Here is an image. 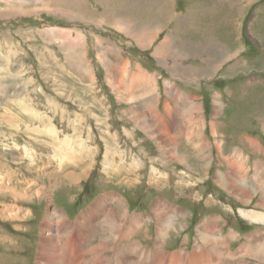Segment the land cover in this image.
<instances>
[{
    "label": "rangeland",
    "instance_id": "1",
    "mask_svg": "<svg viewBox=\"0 0 264 264\" xmlns=\"http://www.w3.org/2000/svg\"><path fill=\"white\" fill-rule=\"evenodd\" d=\"M148 71L196 79L191 91L171 84L161 102L173 105V98L194 94L190 100L200 106L192 115L198 112L185 119L180 102L178 118L172 112L175 121H166L161 130L141 127L151 124L147 113L130 106L142 103L136 99L148 92L142 82ZM178 84L182 88L181 80ZM224 103L231 105L225 113ZM262 105L264 0H0V264H37L48 217L62 212L73 224L109 195L114 198L108 217H127L119 220L118 230L103 226L91 243L112 255L111 264H122L123 253L132 256L130 264H187L195 251L204 253L198 264H255L247 248L253 233L233 232L241 229L232 223L235 218L223 229V211L205 208L204 217L219 213L221 218L213 235L197 243L204 217L187 229L181 219L186 210L174 209L169 199L190 206L195 168L207 166L209 181L198 173L197 190H205L222 209L226 200L216 168L227 173L232 161L224 152L238 150L247 132L257 136L261 126L264 131L256 123ZM198 116L200 123H188ZM209 120L214 130L215 123L228 124L212 133L209 123L204 129ZM172 140L191 165L177 161ZM193 142L203 155L197 156ZM163 197L179 217L165 224L175 216L164 211L165 218L149 224L144 212L151 207L160 213L156 204ZM139 217L129 239L116 246L125 224ZM159 228L172 238L170 244L160 242ZM107 235L113 249H103ZM214 239L216 247L210 245ZM124 242L130 245L123 249ZM150 251L156 262L146 258Z\"/></svg>",
    "mask_w": 264,
    "mask_h": 264
},
{
    "label": "crops",
    "instance_id": "2",
    "mask_svg": "<svg viewBox=\"0 0 264 264\" xmlns=\"http://www.w3.org/2000/svg\"><path fill=\"white\" fill-rule=\"evenodd\" d=\"M161 73L162 72L157 73L156 71L145 72L146 77L142 76V78H143L142 82L146 86L145 90L148 92L145 95H142L141 99H136V100H141L142 103H138V104H134V105L130 106L133 108L136 107V108L145 110L144 112L147 113L146 118L152 124L151 125L149 123V125L152 127V131L154 130V128L156 130H161L162 124H165L166 121H170V120H171V122H172V120L175 121V119L172 117V112H174L175 118L176 117L178 118L179 112L177 110L180 108V102H183L185 104V106H184V108H185V111H184L185 119L186 118L188 119V117H190L192 115L193 111L198 108L196 106L197 104H198V106H200L196 100H194V101L190 100V98L193 97L194 94H188V93L185 94V97H184L185 100H183V101H180L178 99L173 98V102H174L173 105H171V103H166L167 101L165 99H163V103H162L161 100L165 96L166 91L168 90L167 88L170 87L171 84L175 87V89L178 88V90H180V91H191L193 89V85H191L192 84L191 82H193V83L195 82L196 86L198 85V83H197L196 79H193V81H191L190 79H183L180 77V75L175 74V73H169L168 74L166 71L162 74ZM163 75L164 76H170L169 81L167 79L162 78ZM148 79L150 80L149 85H148ZM180 80L182 83V88H180V85L178 84L180 82ZM186 83H189L188 87H187ZM176 92H179V91H176ZM170 93H174V92L171 91ZM188 102H189V104H187ZM189 105L193 106L195 108H188ZM230 106L231 105H229V104H225L224 113H225V109L229 110ZM201 107H202V109L200 110V114H201V112H204V102H203V104H201ZM197 112L198 111L194 112V114ZM194 114L191 117H193ZM139 115H140V113H139ZM227 117L228 116H226V118ZM136 120H139V119H135V121ZM152 120H154V122ZM191 121H193L195 123H200V117L197 120H195V119L189 120V122H191ZM211 121L212 120H209L208 122L205 121L204 129H206L208 127V123H209L210 124L209 129L213 133L214 128L212 127L213 122H211ZM223 123L228 124L224 120H223ZM223 123H221V122H219L218 124L215 123L216 129H217V127L219 128L220 124H223ZM256 123H260L261 125H263V129H264V105H262L260 115L257 116V118H256ZM138 124H140V123H138ZM194 128L196 129L198 127L194 126ZM216 129L214 130L215 132H216ZM260 129L262 132H260V134L257 136H253V134L251 132H247V133L245 132L246 133L245 136H243L241 139L238 140V148H237L238 150L229 149L228 153L224 152L225 157H228V159L230 161H232L230 166H228V168H230V169L227 168V171H226L227 173H223V172L219 171L220 170L219 168H216L217 173L221 172L224 175L227 174L229 177L231 175V178L234 177L237 181L240 177L239 183L232 182L233 181V179H232V181H229L230 185L228 187H223L222 184H220L218 182V175L219 174L216 175L217 183L222 188V192H223V194L225 196V200H226V201H223V203H222V205H223L222 209H220L218 202L215 201V199L213 197L211 199L208 197L207 198L205 197V190H203V189L197 190V188L200 187V182H202V180H203V182L209 181L207 166L205 168L199 166L198 168H195V170L198 173L202 174L203 179L201 181L199 180L198 173L196 176L193 175L194 183H192V185H194L196 189H195L194 193H191L190 202H189L188 198L185 199V201L189 202L190 206L184 207L182 205L175 203V201L169 199L170 201L174 202L173 204H171L170 202H168L167 197H163L162 200H160V203L158 201L156 204V208L159 207L158 210H160L161 213H159V212L154 213V211H153L154 209L151 207L149 208L148 211L144 212L145 214H148L151 217L150 219H147L148 223L150 224V221L157 220V218H160V219L165 218L163 212L167 210L170 213L171 209H169L168 207H169V204H171L170 206L182 209V210H184V212L186 210L185 213L181 214V215H183L181 217V219L183 221L182 223H184V221L187 220L186 223L184 224V225H186L185 227H188L190 225V223L193 224L195 218H197V222L195 223V226H196L198 224V220L199 219L201 220L204 217V215H202V212H204V209L207 208L209 210L219 209V211H223V218H222L223 223L221 225V227L223 229L226 228V226L229 224V221L231 218H235V221L232 223L238 222L239 223L238 225L241 227V229L240 230L232 229V231L236 232L238 235H246V234H252L253 233L251 235L253 238V235H255V233L257 231H259L257 234H260V232L262 233V231L264 230V223H257L258 225H255L254 227L250 228V226L256 222L255 221H253V222L248 221L247 218L243 217L239 212L240 210L245 211V212L255 211V212L264 214V131L262 130V126ZM228 135H229V137H228V139H229L230 134H228ZM172 141H173V146H171V149L176 154V149L178 146H176V144L174 143L175 140H172ZM232 142H234V141H232ZM161 147H162V145H161ZM165 147H168V146H165ZM190 149L193 150L192 148H190ZM216 154H217V152H216ZM232 154L235 155V158H232ZM212 155H211V158H212ZM196 160L199 161L200 159L198 158ZM193 169L194 168H191L190 172H193L194 171ZM205 172H207L206 175L204 174ZM257 175H259V176H257ZM256 179H258V180H256ZM260 185H262V187H260ZM254 189H256V190H254ZM230 191L233 193H231ZM161 201H163V202H161ZM158 203H159V205H158ZM164 207H166L165 210H164ZM156 215H157V217H156ZM173 216H175L176 219L179 217L178 213H176V215L174 214ZM175 217H173V219H175ZM217 217L221 218L219 213L209 214V215H207V217H204L202 222L199 224L198 229L196 230V234L198 237L196 240L197 243H199V241H201V242L203 241L201 238H199L200 235L201 236H208V235L210 236L213 234V229H215V223L214 222L217 219ZM209 221H210V223H209ZM195 226L193 228H195ZM174 227L176 229L178 227L181 229L180 225L175 226V224H174ZM244 227H246L248 231H244L246 229ZM189 228L190 227H188L187 229H189ZM184 229L185 228H183L182 231ZM178 232L180 233V230H178ZM171 235H173V234H170V236ZM185 235H186V233L183 235V237H185ZM166 236L167 235H165V237ZM165 237L161 236L160 237V239H162L161 241L162 242L164 241L165 245L170 244L169 240H171L172 238H166L165 239ZM192 238H193V235H192ZM189 240H190V236L187 235L186 243ZM227 245H229V244H227ZM195 252H197V251H195ZM248 258H251V257L248 256ZM243 264H246V263H243ZM255 264H260L257 262V259H256Z\"/></svg>",
    "mask_w": 264,
    "mask_h": 264
},
{
    "label": "bare ground",
    "instance_id": "3",
    "mask_svg": "<svg viewBox=\"0 0 264 264\" xmlns=\"http://www.w3.org/2000/svg\"><path fill=\"white\" fill-rule=\"evenodd\" d=\"M159 53H161V52H159ZM188 108H195V107L189 105ZM169 122L171 123V121H169ZM189 123H191V122H189ZM140 126L143 127L145 130L148 127L147 129L152 131V127L150 125H148L147 123H142V125H140ZM191 136H193V135H191ZM200 138L201 137H199V139ZM188 139H189L188 141L190 142L191 138H188ZM163 144H164V146H169L170 145V143L167 140H164ZM190 144H191V142H190ZM192 145H194L196 147L195 150L197 152V156H201V154H204V151H203L202 147L199 144L193 142ZM204 145H205V143H204ZM179 149H180L179 147H177V149H176V156L178 158V162H180L181 164H184L186 167H188V165H191V164H187L189 156H188L187 153H183L182 151H177ZM204 158H206V157H204ZM218 174H219L218 175V182L220 184H222L223 187H228L230 185L229 181H232V179H233L232 182L239 183L240 177H239V179L237 181L234 177L231 178V175L229 173L228 174L230 175V177L227 174L226 175H222L220 172H218ZM81 175H83V174H81ZM257 176H259V175H257ZM71 177H73L77 181V178H78L77 176H72L71 175ZM256 180H258V179H256ZM260 187H262V185H260ZM254 190H256V189H254ZM231 193H233V192H231ZM113 198H114V195H109L106 198H103L95 207L91 208L88 212H86L83 216H81L73 224L68 223L64 219L65 215H63L64 213H62V212H58L57 214H53L50 217H48V220H46V223H45V225H44V227L42 229L43 230L42 244H41V249L39 250V253H38L39 261L37 262V264H66V261H67L68 264H111V263H113V262H111L113 260L111 254H108L107 252H105L103 254L101 248H99L97 246H94L93 243H91L92 242V237H94L95 234L99 233L103 226L107 227V231L108 232H111V231H114V230H118V226H120V221L124 220L127 217V214H125L124 216L119 218L120 221L119 220L115 221L114 220V215H112V214L110 215V217H108V212H109L108 211V207L110 206L108 201H111L110 203H112ZM119 206H120V209L123 208L122 202H121V204ZM174 209H176V208H174ZM156 212H158V211H155L154 213H156ZM239 212H240V214L243 217L247 218V220L250 221V222L255 221L256 223H264V214H261V213H258V212H254V211L245 212V211H242V210H240ZM170 213L174 214L172 212V209H171ZM156 217H157V215H156ZM169 218H170L169 220L165 221V224H167V223H168V225L171 224L173 218H172V216L169 217ZM175 219H176V217H175ZM141 221L142 220L139 217V218H136L135 220H133V223L132 222L128 223V224L126 223L124 228H123V232H122L121 238L118 239L117 241H116V239H114V242H118L119 241L116 244V246L119 243H121V242H123L125 240H128L129 237H130L129 235L131 234L132 228L134 226L138 227V225H140ZM166 227H167V225H166ZM159 230H160V234H158V236L161 237L164 232H163V230L161 228H159ZM72 234H74V239L72 237ZM83 234L89 235L90 239H88L87 237H83ZM75 235H76V237H75ZM200 237H201V235H200ZM106 238H107L106 240L102 241V243L105 246V247H103V249H113V247L108 246L109 243L113 240V238H110L108 235H107ZM207 241L210 242L209 240H207ZM215 241L216 240L214 239L211 242L210 245L211 246L215 245V247H216V245H219L217 241H216V244H215ZM160 242H162V241H160ZM89 243H91V245ZM123 244H124V246L122 247L123 249L125 247H127L128 245H130L128 242L127 243L124 242ZM247 245H248V247H247L248 250L250 249V247L252 249V250L250 249L251 255H249V256L256 258L257 261L261 260L260 263L262 262V264H264V232L263 233L260 232V234H256V236H254V238L250 237V240H249ZM136 248H137V246H135V245L133 247H131V249H136ZM213 249H214V251H212L211 249H210V251L213 253V255H217L218 254V252H216L217 250H215V248H213ZM208 250H209V248H208ZM218 250H220V248ZM127 251L130 252V249H128ZM122 252H120V254H122ZM152 253L153 252L150 251L149 254L146 256V258L147 259H149V258H154L155 259L154 255ZM203 254H204L203 252H201V253L194 252V253L191 254V256L188 257V261L190 259H192V261H190V264H198V263H200L199 260L204 257ZM156 255L157 256H162L164 254H162L161 252L157 251ZM242 255L243 254H241V256ZM131 257H130L129 254L123 253L122 254V258H121L122 264H130ZM158 260H160V259H158ZM188 261H186L187 264H188ZM155 262H156V259H155Z\"/></svg>",
    "mask_w": 264,
    "mask_h": 264
}]
</instances>
